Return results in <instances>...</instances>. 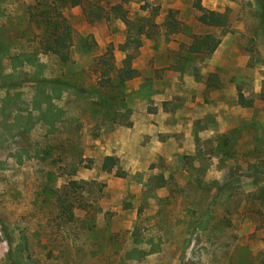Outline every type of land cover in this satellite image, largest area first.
Listing matches in <instances>:
<instances>
[{"label": "rangeland", "instance_id": "374dc122", "mask_svg": "<svg viewBox=\"0 0 264 264\" xmlns=\"http://www.w3.org/2000/svg\"><path fill=\"white\" fill-rule=\"evenodd\" d=\"M37 1L0 0V264H264V0H91L94 22L67 7V63L34 41ZM204 36L217 50L190 52ZM32 52L40 69L9 58ZM35 74L65 88L43 97ZM150 100L164 155L133 131Z\"/></svg>", "mask_w": 264, "mask_h": 264}, {"label": "trees", "instance_id": "16d2710c", "mask_svg": "<svg viewBox=\"0 0 264 264\" xmlns=\"http://www.w3.org/2000/svg\"><path fill=\"white\" fill-rule=\"evenodd\" d=\"M56 3V4H54ZM54 3L49 2V0H38L37 3L28 8V16L34 24H40L43 28L42 32L39 35L34 36V41L38 42V48L43 54H49L57 57L62 63H67L70 60L71 48L73 46V28L69 23L68 19L64 15V10L67 7H83L86 8L88 19L91 22L100 20L105 17L101 11H95L89 7L93 5L91 0H55ZM61 3V5L59 4ZM196 7L201 12L198 17V21L207 26H225L226 20L223 15L218 14L213 11H206L200 3L196 4ZM123 19L127 21L126 16H123ZM221 41L212 36L197 37L196 40L189 47V51L192 53H204L213 54L219 47ZM0 51V56L7 53L6 48L3 46ZM4 53V54H3ZM110 59L113 58L112 53H109ZM106 56L100 59V63L105 65L110 62ZM10 60H20L27 61L29 64L34 65L37 69L42 67L38 65L37 61V52L32 53H21L17 55H10ZM111 65V64H109ZM111 70L115 71L116 68L110 66ZM138 75V72L130 67L126 62L124 69L118 71L117 78L119 86H123L127 80H130ZM36 85L38 91H41L40 95L47 97L49 94H46V89L48 86H55L58 89H64V85L60 84L57 81H52L47 78H41L38 74H35ZM109 83L112 82V79L109 78ZM39 96V95H38ZM50 99V98H49ZM49 102V101H48ZM239 103L243 107H249L252 105V101L247 100L242 94L239 98ZM51 107L50 104H48ZM34 109H38L41 112L39 118L40 121L54 126L55 121L61 119L62 110L58 109L55 112L56 118L52 121H47V113L41 107V101L39 98L34 100ZM114 166L111 162H106L104 167L108 170ZM73 185H77V182H73ZM258 199L264 200V186H261L258 189Z\"/></svg>", "mask_w": 264, "mask_h": 264}, {"label": "crops", "instance_id": "0c3cea01", "mask_svg": "<svg viewBox=\"0 0 264 264\" xmlns=\"http://www.w3.org/2000/svg\"><path fill=\"white\" fill-rule=\"evenodd\" d=\"M153 102L155 101L153 100ZM151 103H152V100H150V102L146 104L145 112L142 116L136 117L137 121L134 125L133 131L137 132L139 139L144 140L146 138L149 140V137H150V143L146 145L147 147H144V149L147 150L149 154L156 153V155H162L163 153L161 152V150H159L160 148L158 145H163V144H160L161 142H159L156 137V134L161 133L162 131H159V128H157V126L154 123H158L159 118H158L157 113L159 112L160 114L161 111L163 110L162 108L158 109V111L149 110L150 107H159L157 103H154V104H151Z\"/></svg>", "mask_w": 264, "mask_h": 264}]
</instances>
